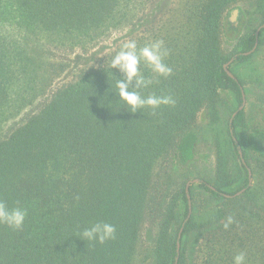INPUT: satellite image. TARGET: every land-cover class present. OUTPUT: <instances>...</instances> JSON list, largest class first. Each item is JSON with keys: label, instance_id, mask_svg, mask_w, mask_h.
<instances>
[{"label": "trees", "instance_id": "obj_1", "mask_svg": "<svg viewBox=\"0 0 264 264\" xmlns=\"http://www.w3.org/2000/svg\"><path fill=\"white\" fill-rule=\"evenodd\" d=\"M168 1L0 0V129L22 115L0 136V201L26 212L19 228L0 223V264H175L190 206L186 184L171 191L165 177L196 160L194 127L206 109L217 120L222 91L242 104L245 82L224 66L254 48L264 0H186L174 26ZM245 2L256 6L246 20L254 28L227 54L226 17L236 8L243 16ZM129 39L165 42L170 74L141 63L152 83L131 88L173 103L133 112L120 101L114 83L122 73L113 69L110 78L105 68ZM244 120L242 111L234 135L255 180L264 179V155L252 153L260 129L240 138ZM219 179L215 191L200 188L230 210L202 219L191 188L178 264H233L240 254L245 264H264L263 179L233 200L221 197L233 181L222 169ZM101 221L115 226L114 238L84 237Z\"/></svg>", "mask_w": 264, "mask_h": 264}, {"label": "rangeland", "instance_id": "obj_2", "mask_svg": "<svg viewBox=\"0 0 264 264\" xmlns=\"http://www.w3.org/2000/svg\"><path fill=\"white\" fill-rule=\"evenodd\" d=\"M183 3H186V0L168 1V18L172 26L177 25L180 21ZM255 7L256 6L254 2H245L242 4L239 8L244 10L245 13L243 16L240 15L237 8L234 9L239 13L238 16L240 18L237 20L240 21V24L241 22L243 23L235 30H232V26L228 22V18L234 10H232L227 15L222 39V48L225 53L230 54L233 52L239 37L248 32L249 29L252 30L254 28L253 25L246 26V20L252 16V13L255 11ZM263 26L264 25L260 26L259 28ZM255 53L256 55L253 58L243 62H239V58L231 65L233 73L239 76L245 82V120L244 125L238 130V135L240 138L254 135L261 125V119L264 117V30H262L259 35V45L253 54ZM66 77L67 76L63 77V79L66 80ZM241 105L238 104L236 96L233 92L222 91L220 102L218 104L219 116L217 120L212 123L209 110L206 109L200 114L198 123L194 127V130L199 138L196 148V160L190 163L184 169L177 166H172L173 170L172 167L171 169L169 168L168 174L165 177L167 188L171 191L181 188L183 184H186L187 187V184L191 181L198 180L203 182L191 186V188L194 187L193 192L202 219H207L214 211L219 209H225L226 211L230 210L227 202L224 203L223 201L221 202L212 200L210 193L200 188L201 185H207L209 187L215 188L216 182H219L220 180L219 175L221 173V169L224 170V172L227 173L229 179L233 181L231 185L227 186L223 190L222 194L235 196L247 186H245V184L247 178L246 175L248 172L246 168L244 170L242 161L237 156V147V151L233 149V144L230 140L228 130V122ZM20 117L7 122L4 126V129H0V131L2 130L0 132V136L9 130L10 127L14 126L17 122H20ZM252 153L264 155L263 153L258 152L257 149ZM250 161H252V167L256 170L261 165L259 162L253 160V157ZM249 168L253 173L252 168ZM261 179H263V176L262 178H259V174H256L255 180V176L253 174V183L251 187H253V185ZM263 181L264 179L262 182ZM247 191L233 198H227L225 196L221 197L227 200H233L242 196ZM182 209L183 204L181 205L180 212H182ZM191 241L192 244H194L195 242H200V239L199 237L194 236L192 237Z\"/></svg>", "mask_w": 264, "mask_h": 264}, {"label": "clouds", "instance_id": "obj_3", "mask_svg": "<svg viewBox=\"0 0 264 264\" xmlns=\"http://www.w3.org/2000/svg\"><path fill=\"white\" fill-rule=\"evenodd\" d=\"M168 54L165 42L162 39H156L138 46L137 41L133 39L125 40L120 49L110 56L105 71L109 77H112L113 69H118L122 73V78L115 79L114 91L118 94L123 104L127 105L133 112L149 106L157 108L161 104L173 103L170 97L148 96L143 98L141 93L131 88L133 81L137 86L147 87L152 80L145 78L140 70L141 63H144L155 73L160 75L170 74L169 67L164 63V57ZM26 212L20 208L9 211L4 203L0 201V223H5L10 227L19 228L23 225ZM231 222V221H230ZM227 227V225H225ZM115 226L109 222H98L86 229L84 237L87 239H99L101 243L114 238ZM233 264H245L243 254L234 257Z\"/></svg>", "mask_w": 264, "mask_h": 264}, {"label": "water", "instance_id": "obj_4", "mask_svg": "<svg viewBox=\"0 0 264 264\" xmlns=\"http://www.w3.org/2000/svg\"><path fill=\"white\" fill-rule=\"evenodd\" d=\"M238 11H236V15H238ZM264 30V26L259 28L256 32V43H255V46L254 48L248 52V53H243V54H238L236 56H234L225 66H224V70L225 72L227 73V75L232 78L233 80H235L236 82H238L237 78L235 77V75L230 71V67L231 65L236 62L240 57H248L250 55H252L258 48V45H259V35L261 33V31ZM245 104H246V95L243 91V102H242V105L240 106V108L232 115L231 119H230V126L232 127L233 123H234V120L235 118L237 117V115L239 113H241L242 111H244V108H245ZM231 135H232V138L237 146V149H238V153H239V156L241 158V161H242V164L243 166L246 168L247 172H248V175H249V183L248 185L241 191L239 192L237 195L235 196H239L241 195L242 193H244L245 191H247L248 189H250V187L252 186V183H253V173L251 171V169L249 168V166L247 165L245 159H244V154H243V151H242V148L241 146L239 145L238 141H237V138L236 136L234 135V128L232 127L231 130ZM197 183H203V182H200L198 180H195V181H191L187 184V198L189 200V206H190V212H189V215L187 216V219L185 221V224L183 225V227L181 228L180 230V233H179V236H178V242H177V256H176V259H175V264H178L179 262V259H180V253H181V246H182V243H181V240H182V237H183V233H184V229H185V225L187 224V222L189 221V219L191 218V213H192V210H191V195H190V189H191V186L192 185H195ZM209 187V186H208ZM211 190H214L215 191V188L213 187H209ZM221 196H225L227 198H233L235 196H229V195H225V194H221Z\"/></svg>", "mask_w": 264, "mask_h": 264}, {"label": "flooded vegetation", "instance_id": "obj_5", "mask_svg": "<svg viewBox=\"0 0 264 264\" xmlns=\"http://www.w3.org/2000/svg\"><path fill=\"white\" fill-rule=\"evenodd\" d=\"M236 11L237 10H234L232 14H230V17L228 18V22L231 24L232 30L239 28V25L241 26L243 24L242 22L240 24V21L237 20L240 17L236 15ZM260 124H261L259 127L260 131L258 130L259 133L255 134L254 136V144L258 152L264 154V117L261 119Z\"/></svg>", "mask_w": 264, "mask_h": 264}]
</instances>
